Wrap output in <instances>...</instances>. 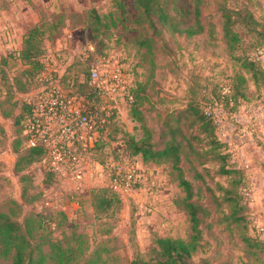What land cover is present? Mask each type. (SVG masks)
I'll use <instances>...</instances> for the list:
<instances>
[{"label":"rangeland","instance_id":"374dc122","mask_svg":"<svg viewBox=\"0 0 264 264\" xmlns=\"http://www.w3.org/2000/svg\"><path fill=\"white\" fill-rule=\"evenodd\" d=\"M162 2L170 22L180 27L195 24L199 3L202 32L187 36L161 25L153 32L138 21L134 0H0V33L14 45L3 69L24 89V99L40 88V80L33 77L36 65L23 64L15 47L36 28L34 46L44 65L39 72L43 78L63 91L85 92L82 84L88 87L93 61H102L108 70L118 66L131 93L137 94L140 110L134 119L133 101L118 100L119 108L113 110L119 129L114 138L104 140L103 150L96 149L102 164L87 169L79 180L83 190L73 177L49 173L45 156H36L42 165L23 182L20 196L8 171L1 172L0 214L21 224L29 251L34 257L45 255V264H55L50 256L53 242L72 251L78 264H131L153 256L156 236L191 238L194 231L183 204L186 192L172 160L145 161L116 142L130 137L156 147L171 139L183 143L179 165L194 183L192 199L202 204L199 214L204 217L194 264H264V53H259L264 47V0ZM226 13L235 20L231 28L237 38L225 35ZM229 86L232 91L235 87L233 102L224 94ZM190 101L199 102L204 113L210 107L219 138L242 170L245 195L240 202L241 183L223 171L225 161L209 134L188 115L177 119V111ZM91 103L100 106L98 99ZM2 105L14 111L11 104ZM25 117L5 120L3 148L9 146L11 132L22 149ZM22 144L27 147L24 138ZM119 151L148 175L139 187L123 193L121 202L106 182L107 156ZM101 187H108L106 200L97 192ZM47 217L56 222L55 228L45 222ZM8 248L0 236V264L13 262L14 250Z\"/></svg>","mask_w":264,"mask_h":264},{"label":"trees","instance_id":"16d2710c","mask_svg":"<svg viewBox=\"0 0 264 264\" xmlns=\"http://www.w3.org/2000/svg\"><path fill=\"white\" fill-rule=\"evenodd\" d=\"M134 5L138 10V21L145 23L151 30H153V32L158 31L160 25L169 27L173 26V30L184 32L187 36L199 34L204 29V25L201 23V8L199 3L195 5V24L191 22L185 27H180L179 24L170 22V14L163 5L162 0H134ZM234 22L235 20L232 19L231 15L226 13L224 23L225 35H231L234 38H237L238 35L231 28ZM37 31L38 30L36 28H33L28 34L23 35V47L18 52V59H20L23 64H29L31 67L36 65L37 69L35 68L36 71L34 72L33 76L35 78L37 74L44 68V65L39 62L36 57L38 50L34 46V39L36 37ZM259 48L264 51V47ZM7 57L8 56H5L0 59V74L1 79L3 80V85L8 88L9 75L8 72L6 71L7 73H5L3 69V67L8 63ZM252 70L254 69L252 68ZM256 71L257 70H254L253 72ZM85 86L88 89L87 83L82 84V87ZM20 89L24 91V89ZM231 89L232 88L230 86L226 88L224 90V94H226L230 101L233 102V98L236 100L237 97L235 93V87H233V91ZM133 98L131 115L134 119H136V115L138 116V113H140V110L137 107V94L133 95ZM17 102L21 108V115L19 117L22 119L23 116H26L28 113L29 106L26 104V101L23 97L19 98ZM177 114L179 115L177 119H180V116L182 115H188L192 121L198 124L202 132L209 134L211 137V142L215 143L220 150L217 153L218 156H220L225 161V163H223V171L236 178L235 180H238L239 184L241 182L243 183L245 177L242 173V170L236 167L235 162L232 160L230 151L226 150V143L218 136V123L213 117L207 116L204 113L201 104L196 101H190L186 107L179 109ZM137 118L140 121L143 120L141 116ZM118 126V119H116L115 113H113L109 116L106 125L100 129L99 140L96 145L97 150L98 148L99 150L104 149V140L106 138L111 137L112 139V137H115L114 130L119 129ZM19 138L21 139L20 145L22 146V149L19 147L18 141L15 140L16 142L14 144V150L18 155L17 169H20L22 164H29L35 160L39 161V159H36V156H39L42 159L44 156L46 157V150L43 147H24L22 144V139H25V135H20ZM116 142H121L123 144L125 143L133 155L140 154L145 161L150 160L161 163L164 160H172L174 168L178 171L179 185L186 192V195L183 199V204L185 205L184 208L190 215V221L194 231L189 240L156 236L154 238L155 248L153 256L146 261L140 260L138 258L133 259L131 264H194L193 261H191V258L198 248L201 232L199 224L204 220V217L199 214V211L203 209V206L198 201H194L192 199L195 194L194 183L185 175L182 166L179 165L182 152L184 151L183 143L181 141H177L176 139H171L163 147H156L149 140L136 141L133 137H130L127 142L122 140H118ZM118 153H120L122 156H125L122 154V151H119ZM46 181L49 180L46 179ZM242 183L238 190L239 202L241 201L240 196L243 194V192L241 193V188L243 187ZM107 190L108 187H101L97 190V192L101 195L100 197H103L104 200L107 198ZM115 192V194L118 196V201L121 202L123 198L122 195L117 191ZM244 195L245 193L243 196ZM0 236L3 238L5 245L9 246L8 249L14 250L13 262L11 264H45V255L34 257L33 252L29 251L30 243L24 231L22 230L21 224L17 220L8 217L6 214H0ZM50 247V256L51 259L55 261V264H78L77 258L73 255V252L66 250L65 247H63L60 243L53 242Z\"/></svg>","mask_w":264,"mask_h":264},{"label":"built area","instance_id":"2783aa9c","mask_svg":"<svg viewBox=\"0 0 264 264\" xmlns=\"http://www.w3.org/2000/svg\"><path fill=\"white\" fill-rule=\"evenodd\" d=\"M259 53L264 51L260 49ZM103 66L102 61L91 63L85 92L63 91L39 73L40 88L25 96L29 106L22 129L25 143L27 147L40 146L46 150L49 173H62L80 182L91 165L102 164L95 157L100 129L119 108L118 100L132 102L134 99L123 70L118 66L110 70ZM92 99H98L100 106H93ZM205 113L212 114L210 107ZM67 168L72 170L67 173ZM107 168L106 182L122 196L148 179L127 156L108 155ZM45 222L56 227L50 217Z\"/></svg>","mask_w":264,"mask_h":264},{"label":"crops","instance_id":"0c3cea01","mask_svg":"<svg viewBox=\"0 0 264 264\" xmlns=\"http://www.w3.org/2000/svg\"><path fill=\"white\" fill-rule=\"evenodd\" d=\"M2 33H0V59L2 57L7 56V53L10 52L11 50H13V46L11 42H5V39H3ZM23 37V35H22ZM22 42L19 43L18 47H15L16 49L21 50L22 49ZM8 75H9V86L8 88L5 87L3 85V80L1 79V74H0V100L1 99H6L5 101H0V132L1 134H7V127H5V120L10 118L12 119L13 122V118H16L18 116V118L20 119V115H21V108L17 102V100L21 97H23L21 94L25 93V91H22L20 89V87L16 84V79L14 76L10 75L9 71L7 70ZM3 103H7V105H12L14 111H7L6 109L1 108V106H3ZM11 112V113H10ZM10 115V116H9ZM17 115V116H16ZM16 133L12 134L11 132H9V136L11 137V141L9 146L3 148V145H1L0 142V168H2L1 172L3 171H8V175H10L11 180L14 181V183L16 184L17 188L19 186V196L22 194L23 192V182L27 179H30V176H32L34 174V171L36 168H40L41 167V162L35 160L32 161L29 164H22V166L20 167V169H17V159H18V155L14 150V144H15V139L17 138ZM17 141V139H16ZM36 172V171H35ZM38 177L40 176V172H37ZM43 174H41L42 176ZM36 178V177H33ZM40 178V177H39ZM43 178V176H42ZM76 183L80 184V188L82 189V187L84 186V184L82 185L81 182H77L75 181V185ZM77 186V185H76ZM83 190V189H82Z\"/></svg>","mask_w":264,"mask_h":264}]
</instances>
